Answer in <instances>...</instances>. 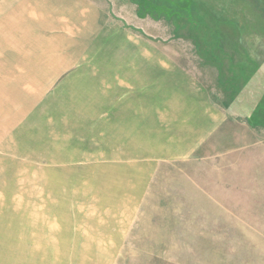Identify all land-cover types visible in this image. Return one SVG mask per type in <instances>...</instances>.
Masks as SVG:
<instances>
[{
    "label": "rangeland",
    "instance_id": "rangeland-1",
    "mask_svg": "<svg viewBox=\"0 0 264 264\" xmlns=\"http://www.w3.org/2000/svg\"><path fill=\"white\" fill-rule=\"evenodd\" d=\"M97 1L111 10L110 20L119 26L118 33L114 29L111 36L104 35L89 47L86 60L76 62L67 74L55 79L53 87L51 84L39 92L31 101V109L25 110L29 117L11 132L8 128L0 147V152L7 154L5 158L0 157V235L2 230H6L8 239L15 238L16 234L24 235L22 219L31 216L37 219L34 226L41 227L45 222L39 219L54 214L55 219L50 223L55 222L58 234L62 219L68 215L67 219L77 230L84 229L87 223L93 226L110 219L109 204L99 205L86 199L108 196L100 193V187H95L100 181L108 187L103 191H111L114 177L107 163L154 164L158 161L149 156L143 159L130 156L134 136H126L127 130L167 125L158 119L159 115H152L150 119L145 115L149 111L158 112L159 102L165 96L158 84L156 61L152 60L161 52L172 58L191 52L200 57L207 54L210 58L207 62L218 65L214 68L215 74L217 71L220 74L223 65L234 75L233 84H222L224 91L218 84L214 86L216 96H223V103L217 97L216 102L230 117V123L223 124L222 133L212 136L198 151L207 158L194 161L222 170L213 175L229 177L215 184L230 187V192L223 193L226 203L214 204L201 197L183 199L194 202L189 204L145 206L131 237L134 250L116 254L113 264H264V69L260 74L257 62L229 59L224 62L217 56L219 47L223 51L230 47L228 53L233 56L242 52L243 48L234 45L232 38L244 43L260 37L264 32L261 7L252 10V14H243L240 21L236 18L238 14L226 12L229 7L224 9L222 0ZM217 41L222 46L214 44ZM229 41L231 46L227 44ZM6 43L7 46L0 48L4 52L11 46L18 47L16 43ZM256 45L245 47L249 51L262 47ZM24 49L16 52L29 51ZM148 52L152 57L150 85H145ZM182 62L193 71L200 63L198 60ZM16 64L14 60H0V75L8 76V70ZM8 93L7 87L0 88V111L3 108L6 113L12 111L9 100L13 98ZM28 96L32 97V93ZM148 102L153 103V109H149ZM240 118L248 122L237 124ZM180 127L183 129L182 124ZM117 133L121 134L119 138L113 137ZM112 138L113 148L104 146V141L110 145ZM216 139L218 147L214 148ZM240 167L246 171L245 175L238 173ZM31 174L34 187L27 186L25 180L20 184V179ZM52 185L56 195L57 192L64 194L55 196L54 210L40 199L46 195V186ZM206 200L209 202L205 203ZM64 201L62 210L59 203ZM65 210H68L67 216L61 215ZM159 233L165 235L159 236ZM57 241L56 238L55 263L62 264L63 257L68 258L69 254L63 255ZM159 248L164 251H155Z\"/></svg>",
    "mask_w": 264,
    "mask_h": 264
},
{
    "label": "crops",
    "instance_id": "crops-1",
    "mask_svg": "<svg viewBox=\"0 0 264 264\" xmlns=\"http://www.w3.org/2000/svg\"><path fill=\"white\" fill-rule=\"evenodd\" d=\"M222 2L224 9L227 6L230 8H227L226 12L238 14L236 18L240 21L244 18L243 14L244 16L247 13L252 14V10L258 7L264 12V0H222ZM110 13L111 10L97 0H0V48L7 46L6 42L9 41L11 44L16 43L19 48L25 47L22 51L29 50L16 52L19 48L14 46H11L7 52L0 49L2 55L0 60L17 62L14 69L8 70L9 79L6 74L4 77L0 75V88L7 87L9 98H13L9 100L12 111L6 113L3 108L0 111L1 148L7 137L8 128L11 132L14 126L22 124L24 119L29 117L25 110L31 109V101L39 92L45 91L51 84L53 87L55 79L67 74L76 62L86 60L85 54L89 47L103 39L104 35L111 36V30L114 29L116 34L118 33L119 26L110 20ZM28 29L29 33H27ZM234 29L235 27L232 28L233 31ZM231 32L229 29L230 36L233 35ZM232 40L234 45L243 48L242 52L233 56L228 53L231 51L230 47L226 51L219 47L220 53L217 56L222 57L219 60L257 62L258 70L262 74L264 32H261L259 38L249 39L244 43L233 38ZM21 41L25 42L21 43ZM214 44L222 46L218 41ZM227 44L231 46L230 41ZM246 44H257L262 47L249 51L245 47ZM221 50L224 54H221ZM209 55L212 54L209 52ZM2 57L5 60L1 59ZM151 60V54L148 52L145 56L147 67L146 79L143 81L145 85H150ZM182 60L191 62L198 60L200 63L197 70L193 71ZM209 60L207 54L206 57H200L191 52L176 54L174 58L161 52L153 58L152 61H156L154 66L158 68V84L165 92V96L159 102L158 112L149 111L145 115L149 119L152 115H159L158 119L167 125L160 124L159 128L147 126L141 130L139 128H135V131L127 130L126 136H134L131 140L134 150L130 156L140 159L149 156L157 158L158 161L154 164L107 163L110 164L108 171L114 177L110 184L111 191H103L108 187L103 186V182L100 181L95 187H100L102 191L100 193L108 196L86 199L97 201L99 205L109 204L112 213H109L110 219L104 220L103 223L96 222L93 226V223H87L84 229L77 230L67 219L68 210H65L60 213L67 216L62 219L60 234L55 231V222L50 223L51 219H55L54 214H47V217L39 219L45 222L44 227L34 226L33 222H37L34 218L36 216L22 219L24 235L16 234L15 238L8 239L6 230L1 232L0 264H56V238L63 255L69 254L68 258L63 257L62 264H113L116 254L134 250L135 242L131 237H134L139 217L144 215L140 212L145 206L189 204L194 202L183 199L201 197L214 204L226 203L224 199L227 197L223 193L230 192V187L215 186V184L229 177H225L224 174L213 175L221 173L222 170H216L207 164L194 163L198 158L201 162L207 158L198 154V151L209 143L208 139L222 133L220 127L223 124L230 123V117L216 102L218 98L223 103V96H216L214 86L218 84L224 91L222 84H233L234 75L231 69L223 65L220 74L218 71L215 74L214 68H218V65L208 63ZM72 61L75 62L71 63ZM237 72L236 70L233 73ZM29 90L31 92H28ZM4 93L6 94V91ZM28 93H32V97H29ZM148 103L149 109H153V103ZM246 122L248 121L240 118L236 123L245 125ZM120 135L117 133L113 137L119 138ZM255 138L259 140L258 137ZM217 140L214 148L218 147ZM104 142V146L113 148V138L110 145ZM0 153V157L7 156L4 151ZM100 167L103 168L102 165ZM240 172L245 175L246 171L240 167L238 173ZM22 180L26 181L27 186H35L33 174L20 179V184ZM46 187L48 188L46 195L41 196L40 199L54 210L55 196L64 194L57 192L56 195L54 185ZM98 190L95 192L99 195ZM62 192H66V187ZM65 204L66 201L59 203L62 210ZM109 210L104 209V211ZM165 227L164 225L163 228ZM87 229L89 231L83 232ZM158 235L162 236L165 233ZM159 245L165 244L159 242ZM230 249L231 247L228 248L229 251ZM155 251L164 250L159 248Z\"/></svg>",
    "mask_w": 264,
    "mask_h": 264
}]
</instances>
